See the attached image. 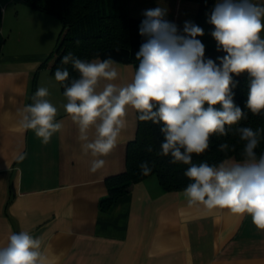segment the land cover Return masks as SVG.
<instances>
[{
	"label": "clouds",
	"instance_id": "clouds-1",
	"mask_svg": "<svg viewBox=\"0 0 264 264\" xmlns=\"http://www.w3.org/2000/svg\"><path fill=\"white\" fill-rule=\"evenodd\" d=\"M142 15L143 42L135 53L138 67L131 82H119L118 64L110 55L81 59L69 52L61 64L77 76L71 77L68 67L54 72L63 87L64 112L77 127L82 153L91 157L90 173L104 168L103 157L118 146L132 109L137 121L160 126L163 140L157 154L173 165L187 166L184 175L190 182L182 194L188 207L226 209L241 220L250 217L257 230L264 231V152L256 151L264 127H233L248 118L234 102V76L248 77V112L264 114V5L216 0L207 23L213 26L216 50L226 53L217 57L219 63L205 58V45L197 38L205 34L200 26L185 21L181 31L159 6ZM49 95L47 87H38L32 102L17 110V126L33 131L44 145L64 127ZM230 133L243 145L240 160L193 162L194 155L210 149L212 137ZM217 150L227 155L235 146L220 142ZM146 151H153L151 145ZM26 158L27 153L18 150L16 160ZM153 167L142 162L141 175H150ZM57 259L41 238L26 230L11 233L0 246V264H55Z\"/></svg>",
	"mask_w": 264,
	"mask_h": 264
},
{
	"label": "crops",
	"instance_id": "crops-1",
	"mask_svg": "<svg viewBox=\"0 0 264 264\" xmlns=\"http://www.w3.org/2000/svg\"><path fill=\"white\" fill-rule=\"evenodd\" d=\"M7 2L17 3L41 27L49 22L55 27L54 14L22 1ZM56 39L17 40L11 46L6 41L0 52V246L11 233L26 230L43 240L58 258L55 264H264V231L250 217L188 207L185 187L164 189L154 175L132 183L110 209H100L106 178L125 169L136 115L129 109L118 146L103 157L104 168L90 173L91 157L82 153L77 127L64 112L60 83L40 65ZM116 62L119 82H131L133 64ZM38 87L48 88L47 99L64 124L47 145L16 123L17 110L32 102ZM18 150L27 153L23 162L16 160ZM226 158L240 160L227 156L220 161Z\"/></svg>",
	"mask_w": 264,
	"mask_h": 264
},
{
	"label": "trees",
	"instance_id": "trees-1",
	"mask_svg": "<svg viewBox=\"0 0 264 264\" xmlns=\"http://www.w3.org/2000/svg\"><path fill=\"white\" fill-rule=\"evenodd\" d=\"M22 1L32 9L45 11L56 15L60 21V30L56 43L47 57L40 63L54 74L58 67H68L71 77L77 73L70 66L61 64L62 57L69 52L81 59H91L99 54L103 59L111 56L115 61L131 63L134 70L138 67L135 53L139 50L143 38L139 34V26L144 17L131 15L124 8L126 0H16ZM179 8L196 3L195 24L200 20V9L209 11L215 0H181ZM1 13V7H0ZM183 30V21L174 22ZM3 37L0 31V52L3 46ZM79 41V44H77ZM226 53L216 50V44L205 45V58H211L217 63V57ZM234 91V102L248 114L247 120L240 121L239 126H248L253 129L264 127V114L255 116L245 108L248 92V77L246 74L239 77ZM61 89L63 87L60 84ZM163 137L160 126L151 122L137 121L135 136L128 141L126 148L125 169L106 178L107 192L99 199V207L108 210L114 204L118 195L130 188V185L148 176L154 175L164 189L184 188L190 182L184 175L185 165H173L168 157L159 156L160 144ZM220 142H227L235 146L234 151L221 153L217 150ZM151 145L153 151H146ZM242 143L237 136L231 133L227 137H212V146L204 154L193 156V162H208L216 164L222 158L233 156L241 159ZM257 153L264 152V138L257 148ZM147 161L154 165L148 176L140 173L139 165Z\"/></svg>",
	"mask_w": 264,
	"mask_h": 264
},
{
	"label": "rangeland",
	"instance_id": "rangeland-1",
	"mask_svg": "<svg viewBox=\"0 0 264 264\" xmlns=\"http://www.w3.org/2000/svg\"><path fill=\"white\" fill-rule=\"evenodd\" d=\"M181 2V0H126L124 8L131 15L143 17L142 14L146 9L159 6L167 9L166 18L171 22H175L179 18L183 23L185 21H191L194 23L197 10L196 3L189 5V7L182 6L179 8ZM253 2L264 5V0H253ZM0 5H2L0 13V31L4 39L3 44L8 41V45L10 44L11 46V44L14 45L13 43H16L17 40H20V44L24 42L35 44L48 43L52 40V37L54 39L53 41H55L60 30V21L57 20L58 18L56 15H54V19L56 20L55 27L50 24V22L46 27H41L40 23L42 22L24 14L19 6H17V3L12 2L10 4L7 0H0ZM5 8L7 9L6 12H4ZM211 9L205 12L203 9H200L201 17L197 24L204 30L205 34L201 37H197L204 45L216 44L210 34L211 31H213V26L207 23V14L210 13ZM49 38L51 40H49ZM52 43L53 44L50 46L51 49L55 46V42ZM6 48H8V46H6Z\"/></svg>",
	"mask_w": 264,
	"mask_h": 264
}]
</instances>
